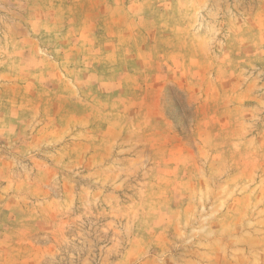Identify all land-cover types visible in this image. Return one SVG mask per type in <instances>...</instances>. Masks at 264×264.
Here are the masks:
<instances>
[{
    "label": "rangeland",
    "instance_id": "rangeland-1",
    "mask_svg": "<svg viewBox=\"0 0 264 264\" xmlns=\"http://www.w3.org/2000/svg\"><path fill=\"white\" fill-rule=\"evenodd\" d=\"M0 264H264V0H0Z\"/></svg>",
    "mask_w": 264,
    "mask_h": 264
}]
</instances>
